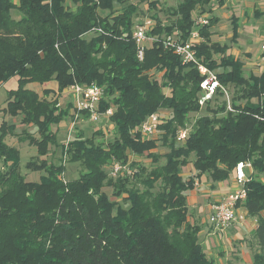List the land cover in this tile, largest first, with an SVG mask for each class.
Masks as SVG:
<instances>
[{
    "label": "trees",
    "instance_id": "obj_1",
    "mask_svg": "<svg viewBox=\"0 0 264 264\" xmlns=\"http://www.w3.org/2000/svg\"><path fill=\"white\" fill-rule=\"evenodd\" d=\"M136 1L149 2V9L156 6ZM224 2L181 0L166 25L153 16L155 27L148 35L158 40L139 60L132 38L136 8L130 0H0V85L16 79L5 104L13 117L18 112L24 124L39 127L41 143L35 146L43 150L51 143L58 112L47 101L51 92L43 90L40 96L25 88L29 83L54 82L57 91L73 84L102 88L99 112L112 109L108 120L117 137L107 149L86 147L81 139L72 143L68 162L82 161L86 170L76 180L64 183L59 178L64 166L59 165L38 182H28L19 173L18 152L5 142L11 129L0 126L5 164V172L0 171V264H214L203 250L200 227L190 222L186 194L201 175L221 182L239 163L264 173V66L258 75L245 76L242 62L228 54L226 44L210 42L217 18L209 17L199 28L196 60L215 74L221 89L205 102L210 115L190 131L183 127L189 112L200 110L205 77L165 48L161 34L186 41L194 16ZM88 32L93 36L85 37ZM223 88L236 91L231 112L225 103L209 106L224 94ZM162 110L171 114L157 127L159 138L142 139L137 128ZM180 129L188 135L178 146ZM25 140L34 142L18 138ZM159 146L169 151L163 165L145 175L142 167L131 164L133 176H109L114 163H127L128 153L151 157ZM188 165L191 176L184 179L181 167ZM246 169V195L237 207L256 220L253 264H264V183L249 178ZM112 179L113 199L104 191L112 188ZM139 183L145 188L138 189Z\"/></svg>",
    "mask_w": 264,
    "mask_h": 264
},
{
    "label": "rangeland",
    "instance_id": "obj_2",
    "mask_svg": "<svg viewBox=\"0 0 264 264\" xmlns=\"http://www.w3.org/2000/svg\"><path fill=\"white\" fill-rule=\"evenodd\" d=\"M130 1L136 8L135 15L133 16V23L135 26L142 23L146 18L152 20L153 16L157 17L163 25L172 22V12L176 9L178 3L181 2V0H150V2H154L156 6L154 9H149V2L139 3L136 0ZM203 12L204 14L202 15H206L207 18H217V22L213 23L210 28V42L216 45L226 44L227 52L230 50L229 52L234 54L233 57L242 62V73L245 76L250 73L258 75L264 65L261 61V55L259 56V54L262 53L260 47L264 44V0H225L221 8H218L215 3H212L206 7ZM12 15L13 18H18L17 13L14 12ZM232 19H234L236 23ZM152 21L155 27V21ZM234 28L235 32H233ZM93 32H88L85 37H92ZM161 36V38H165L164 34H161ZM209 48L212 49V45ZM211 56L217 58L213 50L211 51ZM154 77L160 81V74L154 75ZM15 87V78L9 80L4 85H0V126L6 125L11 129H9L11 133L6 136L5 142L9 147H13L18 152L19 173L26 181L38 182L41 176L46 175V171L49 168L59 165L64 166L59 176L64 183L76 180L79 176L84 174L86 170L82 161L76 163L68 162L71 154L69 150L73 145L72 143L77 139H81L86 147L107 149L109 144L114 143L117 139V137L115 138L114 132L111 130V123L108 119H101L96 123H92L89 120H85L83 115L77 113L74 109V100L71 93L68 91L65 92L69 87L65 90L57 91L54 82H49L45 85L29 83L25 88L40 96L43 95V90L46 92L50 91L51 93L48 94L47 101H52V108L54 110L56 109L58 112V119L55 123L51 124V143L44 145L43 150H41L40 145L39 148L35 146L38 142L41 143L39 127L35 124H24L22 115L18 112L15 113L13 117L10 114L9 106L5 104L8 90L14 89ZM223 91L224 94L221 97H217L216 100H213L209 106L212 109H216V106L225 103L226 111L231 112L232 101L233 98L236 97V91L233 88H227L225 90L223 88ZM164 93L167 94L168 90H164ZM240 102L241 104L244 103L243 100H241L237 102V104ZM207 110L205 106H200V110L197 113L189 112L183 128L192 131V129L195 128L197 120L203 116L210 115ZM158 113L166 117H169L171 114L170 111L167 110H162ZM10 125L13 127L11 128ZM159 135L160 133L158 132L155 137L147 139L156 140L159 138ZM24 137H32L34 139L33 144H29L27 140L24 142L18 141V138ZM176 144L178 146L182 145L177 142ZM168 152L166 147L159 146L154 149L151 157L128 153L126 159L132 160L131 164L133 167L134 165L142 167L146 175L150 168L164 164L165 156ZM2 162L3 161L0 159V171L5 172V164H2ZM107 167L108 166L104 169L108 170ZM190 168L189 165L181 167V176L184 179L191 176V172L189 171ZM246 173L249 178L260 180L264 183V173L254 170L252 166L246 169ZM202 177L209 182L202 183L199 187H194L192 190H195V194L188 192L186 194V202L189 214H194L197 217L196 220V218L191 215L190 219L196 220V224L204 233V236L200 240L203 250L209 258L214 259V264H253L254 254L258 249L257 242L253 237V229L256 226L254 218L248 217L246 214L242 225L230 227L223 231V233H216L212 227L210 228L206 220V206L210 194L208 192V185H213V183L210 181L207 174L201 175L198 179ZM108 178L104 180H108ZM114 183L115 180L112 179V188L104 189L110 198L111 193L115 191ZM136 186L138 189L145 188V186L140 183ZM155 189H159L158 184L155 186ZM1 193L2 187H0V194Z\"/></svg>",
    "mask_w": 264,
    "mask_h": 264
},
{
    "label": "built area",
    "instance_id": "obj_3",
    "mask_svg": "<svg viewBox=\"0 0 264 264\" xmlns=\"http://www.w3.org/2000/svg\"><path fill=\"white\" fill-rule=\"evenodd\" d=\"M208 18L206 15H195L193 22V29L189 38L186 41H181L176 34L162 39L163 46L172 50V52L180 58L183 65L196 66L200 75L204 76V80L200 84L202 96L199 97V106H204L205 102L212 99L216 94L217 89H221L220 84L213 72H210L205 66L198 63L196 60L195 47L202 40L199 33L201 26L207 25ZM154 24L150 18H146L142 23L134 26L132 38L135 41L137 48V57L142 60L144 49L151 43L157 42V38L149 36L148 33L153 29ZM262 54H264V44L260 47ZM264 64V56L261 58ZM70 92L74 100V109L78 114L84 116L85 120L96 123L101 119H109L112 115V109H108L105 113L99 112V105L103 98V89L96 86H81L79 84L71 85L65 92ZM86 116V117H85ZM163 117V118H162ZM168 118V117H167ZM166 120V116L160 114L150 115L137 128V131L142 139L153 138L158 133L157 127L162 125ZM188 135V130L180 129L176 133L175 141L177 143H184ZM131 161L128 160L126 164L121 165L114 163L109 168V176L112 178L131 177L136 172L131 168ZM249 165L239 163L234 171V178L237 184V189L231 193L226 194L222 199L213 202L208 206L207 222L214 229L216 233H223L228 229L239 216L237 207L238 202H243L245 199L244 185L246 181L245 169ZM197 186V183L194 184Z\"/></svg>",
    "mask_w": 264,
    "mask_h": 264
},
{
    "label": "crops",
    "instance_id": "obj_4",
    "mask_svg": "<svg viewBox=\"0 0 264 264\" xmlns=\"http://www.w3.org/2000/svg\"><path fill=\"white\" fill-rule=\"evenodd\" d=\"M227 1V0H226ZM263 45V44H262ZM230 51V50H229ZM228 51V54H230V55H232V56H234V54L233 53H230ZM261 55V57H262V53H260L259 54V56ZM264 66V65H263ZM262 69H263V67H262ZM262 69H261V71H262ZM10 90H12V89H10ZM9 91V90H8ZM188 174V173H187ZM188 176V175H187ZM209 181H207L204 177H202V178H200V179H198L197 178V180H196V183H197V186L196 187H199V186H201V184L202 183H208ZM212 182V181H211ZM213 183V182H212ZM215 184V185H214ZM208 188H209V197H208V200H207V206H206V212H207V216H208V206L211 204V203H213V202H217V201H219L220 199H222L226 194H228V193H231V192H233V191H235L236 189H237V184H236V182H235V178H234V176L233 175H230V177L229 178H227L226 180H224V181H221V182H217V183H213V185H211V184H209L208 185ZM223 189V190H222ZM192 194L194 193L195 194V190H192V191H190ZM190 201H191V199H190ZM188 207V206H187ZM238 213H239V216H242V218L241 219H237V221L236 222H234V224L233 225H231L230 227H233V226H236V225H242V223H243V221L245 220V218H244V216L246 217V213H245V211L243 210V209H239L238 210ZM191 215H193L195 218H196V220H197V217L194 215V214H191L190 213V216ZM190 218V217H189ZM248 218V217H247ZM196 220L194 221L192 218L190 219V222L191 223H194V224H196ZM206 220H207V217H206ZM254 222H256V220L254 219ZM253 222V223H254ZM208 223V222H207ZM197 225V224H196ZM210 226V225H209ZM229 227V228H230ZM210 228H211V226H210ZM228 228V229H229ZM200 237L202 238L203 236H204V233L200 230ZM207 255V254H206ZM207 257H208V255H207ZM209 258V257H208ZM211 260H213L214 261V259L213 258H210ZM216 262V261H215Z\"/></svg>",
    "mask_w": 264,
    "mask_h": 264
}]
</instances>
